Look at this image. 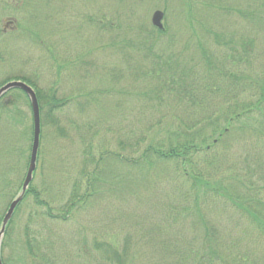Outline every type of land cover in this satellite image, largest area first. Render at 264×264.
<instances>
[{
    "label": "rangeland",
    "instance_id": "1",
    "mask_svg": "<svg viewBox=\"0 0 264 264\" xmlns=\"http://www.w3.org/2000/svg\"><path fill=\"white\" fill-rule=\"evenodd\" d=\"M154 11L164 13L162 35L152 32ZM229 46L238 54L227 60ZM200 48L228 61L223 65L225 74L243 77L239 84L254 92L264 70V0H0V84L21 77L35 81L39 88L53 82L59 96L72 99L61 118L65 136L57 139L52 129L44 130L43 156L31 182L40 197L60 206L76 180L85 194L91 163L83 165V153L85 141L91 146V133H96L93 144L97 149L104 144L116 150V140L126 141L130 124L141 129L163 116L162 122L167 123V106L149 113L141 98L130 97L154 89L151 77L139 80L149 65L145 55H164L184 69H202ZM233 59L236 64L230 65ZM249 95L243 93L239 101L248 102ZM251 149L264 162V137L249 136L242 151L227 153L238 163V158L252 157ZM120 153L127 158L126 148ZM26 168L20 171L19 186ZM111 172L118 170L107 173ZM261 172L259 186L263 188ZM81 173L90 174L85 179ZM149 178L132 193L119 185V191L101 196L102 200L91 202L90 197L66 221L48 224L56 263L65 264L62 253L78 246L77 242L84 241L91 250V241L96 239L127 242L124 245L134 264H177L174 255L179 249L193 252L187 264H194L209 252V248L198 249L204 237H209L204 234L207 227L216 242L236 243L237 252L246 253L248 261L264 264V237L239 212L212 195L201 197L195 210L192 199L183 203L178 198V184ZM19 186L14 196L9 189L0 196L1 215L19 194ZM259 199L264 202V189ZM33 209L32 197H28L13 217V242L28 220L41 222V218L29 217ZM204 258L201 264L211 262L208 256Z\"/></svg>",
    "mask_w": 264,
    "mask_h": 264
},
{
    "label": "trees",
    "instance_id": "2",
    "mask_svg": "<svg viewBox=\"0 0 264 264\" xmlns=\"http://www.w3.org/2000/svg\"><path fill=\"white\" fill-rule=\"evenodd\" d=\"M152 32L162 35L165 29L158 31L152 27ZM229 49L231 54L227 55V60L229 56L238 54L231 46ZM145 60L149 61L145 70L147 73L141 71L139 80L145 81L151 77L150 80H155L154 89L130 97L141 98L147 104L145 111L148 109L149 113L159 110L160 106H167L170 113L168 122H162L163 116L141 129H133L130 124L126 141L116 140V150H109L104 144L97 149L93 144L96 133H91V146L85 141L83 153V165L91 163V176L88 178L90 173L79 174L89 180L90 185L85 194L81 193L80 182L76 180L64 204L57 206L54 202L42 199L40 192L30 185L6 226L0 245L1 264H57L55 241L50 233L47 234L48 224L66 221V216L85 207L88 198L91 197V202L102 200L105 194L112 195L119 191V185L123 189L127 187L132 193L134 187L137 188L142 181L145 183L149 177L178 184L176 193H181L178 198L183 203L192 199L195 210L199 208L201 197L212 195L239 212L264 237V225L260 219L264 202L259 199L264 189L259 186L263 182L261 170H264V162L257 160L252 149V157L246 155L238 158V163L233 161L235 156L229 155L228 151H242L249 136L264 137V70L260 71L262 79L258 80L253 92L252 87L245 88L239 84L243 77L225 74L223 65L228 61L222 62L225 60H219L203 48H200L202 69H184L177 61L174 65L164 55H145ZM232 61L230 65H235L236 60ZM15 80L26 83L35 91L41 124L37 161L42 160L44 130L52 129L57 139L65 136L61 118L72 99L59 96L53 82L49 83V87L39 88L29 78ZM5 83L2 82L0 86ZM245 92L250 94V99L240 102L239 98ZM119 129L122 134V128ZM31 142L32 118L27 97L21 90L12 89L0 98V196L8 189L13 196L17 192L20 171L28 164ZM124 148L128 151L127 158L120 153ZM113 168L118 173H107ZM121 170H126V173L123 174ZM116 186L118 189H114ZM28 197H32L35 207L29 210V217L41 218V222L33 220L35 224L32 225L34 222L28 220L22 234L13 242V217ZM3 215L0 214V224ZM204 231L205 236L209 237H204L198 249L209 248V252L202 254L200 261L194 264H201L207 256L211 262L215 260L219 264H257L248 261L246 253L237 252L236 243L233 246L230 241L223 244L216 242L209 228L205 227ZM126 243L120 245L112 240L95 239L91 241L89 250L86 243L81 241L62 255L67 261L65 264H134L126 251ZM11 246L16 251H10ZM6 250L10 252L5 253ZM190 254L184 249L176 250L174 256L179 260L176 263L187 264ZM211 262L207 264H214Z\"/></svg>",
    "mask_w": 264,
    "mask_h": 264
},
{
    "label": "water",
    "instance_id": "3",
    "mask_svg": "<svg viewBox=\"0 0 264 264\" xmlns=\"http://www.w3.org/2000/svg\"><path fill=\"white\" fill-rule=\"evenodd\" d=\"M162 19H163V13L160 11H154L150 23L151 25L156 28L157 30H162ZM12 89H18L21 90L25 96L27 97L30 112H31V118H32V142H31V148L29 153V159H28V166L26 169V173L24 176V179L21 184L20 192L19 194L9 203L7 210L2 218L1 225H0V244L1 240L3 238L6 226L11 219L15 208L20 204L22 201L26 191L28 190V187L32 181L33 173L36 168V162H37V154L39 149V140H40V133H41V124H40V114H39V106L37 102V98L35 95V92L33 89L28 86L27 84L21 82V81H11L3 86L0 87V98L4 96L8 91ZM1 264V260H0Z\"/></svg>",
    "mask_w": 264,
    "mask_h": 264
},
{
    "label": "flooded vegetation",
    "instance_id": "4",
    "mask_svg": "<svg viewBox=\"0 0 264 264\" xmlns=\"http://www.w3.org/2000/svg\"><path fill=\"white\" fill-rule=\"evenodd\" d=\"M10 24H12V23L9 22V25H10Z\"/></svg>",
    "mask_w": 264,
    "mask_h": 264
}]
</instances>
